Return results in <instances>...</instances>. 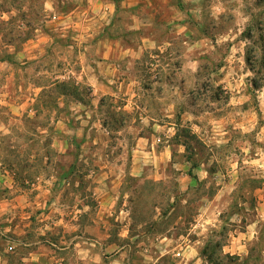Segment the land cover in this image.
Returning <instances> with one entry per match:
<instances>
[{
    "label": "rangeland",
    "instance_id": "1",
    "mask_svg": "<svg viewBox=\"0 0 264 264\" xmlns=\"http://www.w3.org/2000/svg\"><path fill=\"white\" fill-rule=\"evenodd\" d=\"M215 1L217 0H206V4L217 6ZM220 1L224 7L220 19L215 20L210 17L206 9L203 28L194 33L198 36L202 35L201 31H203L208 41L204 44L199 43L193 48L181 42V54L178 61L174 60L171 67H166L162 71L165 72L164 75L170 74L171 71L174 74L179 73V83L177 84L174 80V89L177 87L179 94L174 95L175 108L172 122L177 129L189 131L194 136V140L188 139V143L196 148L193 160L200 163L206 162V168L216 174L212 176L211 173L210 179L203 185L190 181V189L186 197L177 193L174 187L177 185L175 180L177 172L170 166L167 168L170 178L166 183L140 185L142 190L135 197L146 205V209L136 213L146 225L138 228L139 223L135 222L131 232L140 234L143 231L146 243H149L147 237H156L158 233L175 237V242L164 241L165 249L170 252L159 260L158 264L173 263L172 255L176 253L174 248H179L178 245L183 240L179 238L181 235H187L195 243L199 241L200 243L196 246L199 253L201 252L206 244L204 236L207 233L201 228L189 233L190 222L199 220L200 225L206 220L212 221L216 219L215 213L220 209L226 210L227 214L230 211L243 213L249 219L254 214V201L250 200L253 190L246 180L254 178L264 181V69L260 66L264 64V59H258L252 64L253 71L249 69L245 61L247 54L259 56L264 53V42L258 40L257 32L252 30L251 37H247L249 28L255 26L256 20L264 14V5L259 3V0ZM83 10H86V6H79L75 0H0V22L8 21L6 25L0 23V53L2 51L13 53L12 64L0 63V125L4 123L13 126L7 136L1 135L2 131L0 132V158L13 162L20 178L25 171L30 175V180L39 181L41 185H44L43 182H47V177L51 175L57 176L61 172L67 174L70 160L79 155L96 160L98 156H128L130 154L129 146H120L115 140L114 146L112 142L106 146L91 143L81 146L87 140L86 136L98 138L101 141L115 138V135L99 136L91 123L83 126L84 139L83 135L82 137L79 133L77 135L78 124L75 121L72 120L67 125L64 129V135L67 138L63 140L67 139L68 147L65 150L62 149V153L59 152V147L55 151V148L49 145L50 140L53 139V133L47 131V127L38 126L40 124L44 126L45 121L42 119L38 124L24 121L23 125H20V120L23 122L25 118L33 116V103L41 91L38 86H42L47 91L51 82L56 79L61 80L63 74L73 76L71 72L79 68V60L83 58V52L78 51L80 45L93 42L92 35L88 36L86 30L89 26L87 20L89 16H82ZM68 15L72 17L75 15L72 21L65 23L66 26L72 25V28L64 27V20H67ZM53 16H55L54 19ZM190 58L196 59L197 63L190 62ZM157 70L161 71V66ZM139 81L142 87L151 79L147 75ZM252 81L259 85V89L253 88ZM169 85L167 92L170 90ZM81 87L85 93L88 92L86 85ZM166 100L170 101V97L168 96ZM61 101L63 99L57 100L58 103ZM70 101L71 99H68V102ZM4 102L6 105L3 104ZM9 108L12 111H9ZM56 138L60 139L54 136V139ZM9 146H13V149ZM172 149L173 161L177 167L182 166L183 157L178 153L181 148L174 140H172ZM47 157L51 158L52 163L49 165ZM72 165L71 167L74 166ZM97 165L102 164L91 162L85 168L77 163L75 171L85 173L87 170H97ZM236 176L238 178L236 185L238 180L240 183L244 181L240 191L231 195V198L228 195L223 197L222 207L207 203V198L215 193L218 186L223 185V190L227 191L229 187L227 183ZM37 177L41 179L37 180ZM63 177L60 180L59 178L54 180L55 183H53L56 188L55 193L61 191L63 196L67 194L65 202L68 209L62 210L61 215L59 212L50 213L47 209L37 210V212L61 217L67 222V227L61 229V244L58 242V227L50 237L65 249L60 251L51 248L47 242L37 244L34 249L39 252L54 251L57 255L62 254L60 255L62 259L59 256L56 257L53 264H117L114 258L110 257L112 253L105 244L107 240H103L99 246L94 247V254L89 255L85 251L78 253L82 246L90 247L91 242L87 239L98 236L103 238L106 234H109L112 239L122 230L121 226L114 221V216L104 215L100 219V226L92 224L91 219L95 218L98 211L94 209L95 198L89 196L84 202L93 208L92 211L88 210L82 216L78 215L76 221L75 210L72 209L77 202L75 194L79 191L83 197L85 194L88 195L89 191L85 188L88 183L83 178L81 182H84L86 186L76 188L75 183L79 180L72 176L65 179ZM263 183L260 182L259 188L263 187ZM207 184H209L208 188L205 187ZM135 185L136 182L133 179L125 180V189L135 188ZM156 189L159 193L162 192L158 201L155 199L162 204L160 210L162 217L158 222L153 221L155 210L148 207L150 201L153 203V192ZM172 195L178 198L174 207L171 205ZM234 196L236 200H233ZM184 199L187 200L186 205ZM242 202L240 210L238 204ZM204 205H210V208L205 209ZM37 224L36 233L38 234L34 237L37 242H40L44 238L39 234L43 221H38ZM63 230L66 232L63 233ZM77 236L78 238H75ZM77 240L81 248L76 247ZM215 240L219 241L217 238ZM263 246L264 235L256 242L253 249L254 256ZM25 252L18 248L8 256L12 258L13 264H20L19 257ZM138 256H135L134 261L136 264H143L141 257ZM174 259L179 260V257ZM147 262L152 264L149 259ZM223 262L227 264L226 260Z\"/></svg>",
    "mask_w": 264,
    "mask_h": 264
},
{
    "label": "crops",
    "instance_id": "2",
    "mask_svg": "<svg viewBox=\"0 0 264 264\" xmlns=\"http://www.w3.org/2000/svg\"><path fill=\"white\" fill-rule=\"evenodd\" d=\"M75 2L79 6H86V10L80 12L82 16H89L87 19L89 26L86 30L88 36L92 35L93 42L80 45L78 51L83 52V58L79 60V68L71 72L73 76L63 74L61 80L72 78L76 85L80 87L86 85L88 102L81 103L71 99L67 104L69 114L60 113L54 118L55 111L52 112L50 125L53 126V139L50 146H53L55 151L59 147L60 153L62 149L68 147L67 139L63 140L67 138L64 129L73 120L78 124L77 135L81 134V137L83 135V139L85 138L83 126L89 123L99 136L115 135L114 139L109 138L106 141L86 136L87 140L81 146L88 143L106 146L110 142L114 146L115 140L120 146L130 148L128 156L104 155L91 160L79 155L70 160L68 170L72 171V174L69 172L67 174L79 180L75 183L76 188L86 186L81 182L84 178L88 183L85 188L89 191L84 197L79 191L75 194V200L78 202L72 207L75 210V220L77 221L78 215L82 216L86 211H92L93 208L84 200L87 196L94 197L96 201L94 209L98 213L91 219L92 224L100 226V219L104 215L114 216V221L122 230L112 239L109 234L103 238L98 236L87 239L91 242L90 247L81 248L78 240L75 245L81 248L78 253L85 251L91 255L94 254V247L107 240L105 244L111 250L110 257H113L117 264H136L134 261L136 255L141 257L143 264H148L147 259L152 261V264H158V261L170 252L165 249L164 241H174L175 237L158 233L160 235L157 234L156 237H147L149 243H146L143 231L140 234L131 232L135 222L139 223L138 228L146 225L136 213L146 209V205L135 196L142 190L140 185L166 183L170 178L167 174L169 166L177 172L175 177L177 193H182L186 197L190 189L189 183L194 181L186 175L189 164L184 158L180 167L173 161L172 140L177 126L171 118L175 108L174 95L179 94L177 87L174 89V80L179 83V73L174 74L171 71L170 74L164 75L165 72L162 71L166 67H171L174 60L178 61L181 42L193 48L208 41L203 31L202 35H198L200 37L194 33L203 28L206 9L210 17L219 20L224 7L220 0L215 1L217 6L214 4L208 6L206 0H75ZM73 17L75 18V15ZM73 17L68 15L64 25L67 21H72ZM190 62L196 64L197 60L190 58ZM159 66L161 71L157 70ZM147 75L151 81L141 87L139 79ZM168 96L170 101L166 100ZM3 104L6 105L5 102ZM63 104L64 101H61L60 107H63ZM22 123L20 120V125H23ZM12 129L13 126L9 124L0 125L1 135H9ZM54 136L60 139H54ZM178 146L181 148L178 153L182 156L184 148L182 145ZM9 147L13 149V146ZM91 162L102 165H97V170H87L85 173L75 171L77 163L86 168ZM50 163L51 158L48 165ZM205 164L206 162L200 163L192 170L197 180L204 183L210 179ZM14 166L16 165L13 162L0 158V264H13L12 258L8 255L18 248L26 251L19 257L20 264H53L56 257L62 254L57 255L54 251L39 252L34 246L47 242L51 248L64 250L65 247L57 243H62L61 229L67 227V222L61 217L48 216L42 212L38 213L37 210L47 209L50 213L59 212L61 215L62 210L68 209L65 202L67 194L63 196L61 191L55 193L54 184V180L58 178L60 180L65 172L47 177V182L41 185L39 181L30 180V175L25 171L21 180ZM215 174L212 173V176ZM240 177L239 175L238 178ZM127 178L136 182L135 188L125 189ZM238 178L236 176L227 183L229 186L227 191L223 190V185L218 186L215 193L207 198V203L222 207L223 197L233 196L238 191L240 183L238 180L236 185ZM40 179L41 177H37V180ZM208 185L205 187L208 188ZM251 194L254 214L249 219L243 213L230 211L229 215L226 210L220 209L216 211V219L212 221L206 220L200 225L199 220L190 222L191 229L188 232L201 228L207 233L204 236L206 243H220L217 253L236 257L238 263L243 264L246 260L244 264H264V246L257 255L254 256L253 253L256 242L264 235V185L262 188L253 189ZM153 195V203L150 201L148 207L155 210L153 221L158 222L162 217L160 213L162 204L157 202V199L162 196V192L159 193L156 189ZM80 197L82 199H79ZM172 200L174 201V195L171 197ZM233 200H236L235 196ZM184 203L187 204L186 199ZM242 204L243 202L238 204V208ZM204 206L205 209L210 208V205ZM38 221H43L39 234L44 238L40 242L34 237L38 234L36 233ZM56 227L59 229L58 242L50 238ZM65 232L66 230H63V233ZM179 238L183 240L178 245L179 248H174L176 253L172 255V264H210L199 254L196 246L199 241L195 243L187 235H181ZM174 257H179V260H175ZM255 257H258L259 261L254 260Z\"/></svg>",
    "mask_w": 264,
    "mask_h": 264
},
{
    "label": "trees",
    "instance_id": "3",
    "mask_svg": "<svg viewBox=\"0 0 264 264\" xmlns=\"http://www.w3.org/2000/svg\"><path fill=\"white\" fill-rule=\"evenodd\" d=\"M259 3L264 5V0H259ZM0 23L2 25H6L8 21H1ZM252 30L254 32H257L258 40L264 42V14L256 20L255 26L249 28L247 37H251ZM12 56L13 53L9 54L7 53V51H2L0 53V63L5 62L12 64L13 63ZM258 59H264V53L262 55L260 54L259 56L258 55L250 56V54H247L245 61L251 71H253L254 69L252 64L254 62L256 63ZM260 66H262V69H264V64H260ZM252 84L254 89H259V85L256 82L252 81ZM38 88H40L41 91L38 93L33 103V112H34L33 116L31 118H25V120H23V123L24 121H26L27 123H31V124H38L40 119H42L43 121H45L44 126L42 124L38 126L41 128L47 127V131H49L50 133H53V126L50 125L53 111H55L54 118L58 117L60 113L69 114L67 108L68 99L79 101L81 103L88 102L86 98L88 95L87 92L85 93L82 87L76 85L74 79L72 78L68 80L56 79L54 82H51L49 84V86L47 87V91H45L42 86L41 87L38 86ZM61 98L63 99V101L65 100L63 107H60L59 103L57 102V100ZM39 104H41V106H39ZM188 139L194 140L195 138L189 131L177 129L173 140L177 145H182L184 148V153L182 154V157L189 164V167L186 171V175L192 178L197 185H203L204 182H199L197 180L196 175H194L192 172L194 168L200 165V162L193 160V156L194 153L196 152V148H194L191 144L188 143ZM49 145H51V140L49 142ZM49 157H47V164L49 162ZM71 172L72 171H69L70 174H72ZM208 173L211 174L212 172L209 170ZM70 174L64 173L62 177L64 176L63 178L65 179L68 176H70ZM246 181H247L246 183H249L251 185L252 190L260 187V182H264L261 179H254V178L247 179ZM243 184L244 181L239 184V188H238L239 191L242 189ZM174 187H176V185ZM180 195L183 194L180 193ZM177 199L178 198L174 196V201L171 204L173 207L176 205ZM219 246L220 243L218 242L213 244L206 243L199 254L210 264H226L223 262L224 260L227 261V264H242V263H238L236 257H232L224 254L221 255L218 254L217 249L219 248ZM254 260L259 261V258L255 257ZM245 261L243 262V264L245 263Z\"/></svg>",
    "mask_w": 264,
    "mask_h": 264
}]
</instances>
